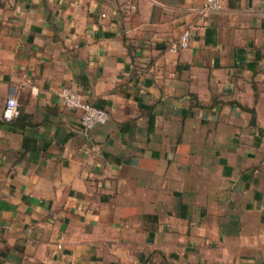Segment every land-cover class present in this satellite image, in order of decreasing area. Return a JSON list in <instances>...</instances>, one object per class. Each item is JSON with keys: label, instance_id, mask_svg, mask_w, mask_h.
Instances as JSON below:
<instances>
[{"label": "crops", "instance_id": "1", "mask_svg": "<svg viewBox=\"0 0 264 264\" xmlns=\"http://www.w3.org/2000/svg\"><path fill=\"white\" fill-rule=\"evenodd\" d=\"M202 4L0 0V264H264V0Z\"/></svg>", "mask_w": 264, "mask_h": 264}, {"label": "built area", "instance_id": "2", "mask_svg": "<svg viewBox=\"0 0 264 264\" xmlns=\"http://www.w3.org/2000/svg\"><path fill=\"white\" fill-rule=\"evenodd\" d=\"M222 0H203L202 10L209 13H216L221 9ZM191 29H185L178 40L173 42L169 50L179 51L189 46ZM59 98L67 108L80 110V124L85 132H89L95 126L104 124L109 118L106 109L99 108L91 102L85 101L72 87L65 86L59 93ZM17 101L14 97H8L2 109V117L11 121L19 116Z\"/></svg>", "mask_w": 264, "mask_h": 264}]
</instances>
